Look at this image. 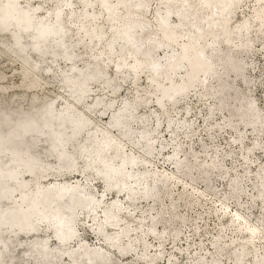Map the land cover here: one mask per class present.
<instances>
[{
	"label": "bare ground",
	"instance_id": "6f19581e",
	"mask_svg": "<svg viewBox=\"0 0 264 264\" xmlns=\"http://www.w3.org/2000/svg\"><path fill=\"white\" fill-rule=\"evenodd\" d=\"M48 2L51 7L39 14ZM249 2L250 15L233 22ZM150 10L153 16L147 19ZM4 31L17 38V45L0 42V55L18 61L33 82L53 73L68 94L59 106L55 105L58 96L45 101L35 92L28 99L24 93L13 94L7 103L0 97V264L14 260L61 264L63 256L69 258L68 264H118L104 247L122 255L140 247L139 258L127 264H138V259L155 264L162 251L148 253L147 236L154 235L160 247L168 236L176 241L180 227L187 222L193 227L199 217L185 220L171 197V185L183 182L192 169L187 158L178 157V132L184 130L186 137L191 133L190 122L174 119L172 114L179 102L191 93L198 101L211 98L208 123L218 111H229L231 117L221 127L234 128L233 141L239 146L245 136L238 124L250 126L253 133L264 131V115L250 99V86L235 89L238 79L244 85L251 83L246 72L251 66L248 57L253 37L264 38V0H0V32ZM158 49L163 50L161 58ZM261 49L264 57V41ZM59 60L66 62L65 69L48 63ZM110 68L112 75L108 74ZM141 77L145 89L139 87ZM98 82L112 95L124 83L131 85L104 126L94 124L91 114L98 107L101 113L111 110L113 97L97 95L89 105L85 101L89 86ZM150 102L161 114L152 127L146 122L153 111L136 115L138 108ZM183 108L187 114L192 109L188 103ZM133 123L138 127L133 128ZM162 124L170 128L174 146L167 156L174 168L172 176L149 168L157 147L155 132ZM112 128L116 134L111 133ZM126 142L138 153L126 149ZM263 147L257 141L246 147L241 174L228 181L230 193L240 192L238 184L248 172L252 150ZM194 161L207 185L211 173L206 170H221L215 156L206 161L195 157ZM69 173H77L84 181L41 182L48 175ZM93 179L101 182L99 197L90 189ZM252 189L258 195L264 191V164L255 174ZM107 192L114 193L109 201H105ZM165 196L171 198L169 207L160 206L152 216H141L135 228L123 223L127 214L123 198L131 206L139 197L160 203ZM195 196V191L184 192L178 200L190 206L197 201ZM221 205L229 229L239 230L243 254L250 256L249 263L239 257L235 264H264V252L253 254L258 245H264V231L238 208L230 212L227 203ZM98 212H102L100 217ZM261 212L264 214V204ZM80 213L90 216V227L104 244L89 247L83 241L76 227ZM163 220L166 225L157 231V223ZM177 223L180 227L174 228ZM41 230L54 236L55 248L50 247L47 236H38ZM23 235L31 237L23 241ZM75 240L71 248L69 244ZM211 242L214 251L220 252L219 237ZM171 257L168 262L174 264ZM210 261L202 255L196 264Z\"/></svg>",
	"mask_w": 264,
	"mask_h": 264
},
{
	"label": "rangeland",
	"instance_id": "374dc122",
	"mask_svg": "<svg viewBox=\"0 0 264 264\" xmlns=\"http://www.w3.org/2000/svg\"><path fill=\"white\" fill-rule=\"evenodd\" d=\"M37 0H33V3H36ZM52 3L48 2L44 4V8L39 10V14L45 12L46 8L51 7ZM155 2L151 5V10L155 7ZM251 3H247L242 9L239 10V13L233 19V22L240 19L245 15H250V6ZM150 10L146 14L147 19H151L153 12ZM173 21L174 19L171 18ZM4 27H7L6 23H3ZM6 41L11 47H16L17 38H12L8 35L6 31L0 32V42ZM264 41V38H255L253 37L251 53L249 54L248 60L250 62V68L246 71L249 76L251 83L249 85H244L241 80L235 81V89L241 91L242 89L249 87L248 91L250 94V99L254 100L257 108L264 115V57L262 54L261 44ZM16 52V51H15ZM20 52V51H19ZM17 51L16 53L19 54ZM158 57H162L163 50H157ZM11 58V59H10ZM8 58L5 55H0V75L3 77L0 79V97L4 99V102L7 103L13 94L24 93L28 99L31 95L35 93L39 94L45 101L52 100L54 98L55 105L59 106L65 99L67 92H64V88L61 87V84L57 82V78L53 77V73H46L40 81H32L31 74H27L23 67L18 64L14 58ZM24 61V60H23ZM51 64L52 68L59 66L62 69L66 68V62L59 60L57 62L48 61ZM78 65H81V61H78ZM108 74L112 75L113 70L108 69ZM28 75V76H27ZM228 77V76H227ZM217 84V80L213 85ZM102 84L100 82L91 84L89 86V92L86 96V105H89L97 95L101 97L109 98L113 97L114 106L111 110L101 113L99 108L97 111L91 114V120L94 124L98 126H104L109 120V115L120 105V100L122 97L126 96L130 91L131 85L129 83H124L121 89L114 95L110 94L108 91L102 90ZM146 81L143 77L139 79V87L145 89ZM40 89V90H38ZM195 92V91H193ZM101 93V94H100ZM63 94V95H62ZM211 101V98H206V100L198 101L194 93H191L190 96L185 101L179 102L178 106L173 111L174 119L185 118L190 122L191 133L189 137L185 136V131L180 130L178 132V140L181 143V148L178 154L179 158H187L192 165L190 176L185 178V180L179 184L171 185V197L175 200V205L180 215L185 220H190L199 214L196 221H194L193 227L191 223H186L183 227H180L177 223L174 225V228L180 227V232L178 233V239L173 241L171 236H168L162 242L160 247L156 246V240L154 235L150 234L147 236V242L149 244L148 253L159 249L162 251V256L155 261V264H169L168 258H171L174 261V264H196L197 257L205 255L210 258V264H235V261L240 257L244 262L249 263L250 256L243 254V244L240 243L238 234L239 230L231 231L228 227L227 219L223 215L222 202H225L229 205L228 211L231 209L234 210L238 208L240 213L244 215L249 220H252L254 223H257L259 227L264 231V214L261 212V205L264 204V191L259 195L252 189V185L255 181V174L259 166L264 164V147L256 148L252 150V154L249 157L247 164L248 172L244 175L238 184V190L234 194L228 191V181L230 177L236 174H241L244 164H243V155L246 147H250L254 141L262 143L264 146V131L253 133L250 130V126L245 124H238V129L244 133V139L242 145L239 146L237 142L233 141L235 136V130L232 127L222 128V123L225 118L231 117L229 111L221 110L214 114L213 118L210 119L211 123H208L207 117V104ZM188 103L192 109L187 114L184 113V105ZM206 103V104H205ZM237 105V104H235ZM24 108H27V102L23 104ZM147 111H153V115L149 117L146 124L148 127H152L156 120L161 117L159 109L154 106V102H150L146 107H141L136 110V115L140 116ZM234 121L237 122V118L232 117ZM133 128L138 127V124L133 123ZM112 134H116L117 130L115 128L111 129ZM156 135V151L152 155L149 163V168L154 169L166 174L173 173V165L170 161L167 160V156L173 150V144L170 140V128L162 124L157 131ZM186 137V138H185ZM161 143L165 145L161 147ZM126 149L132 150L135 153H138V149L132 144L126 142ZM131 146V147H130ZM130 152V151H129ZM211 156H215L221 170L217 172H211L207 169L206 171L210 172L209 185L204 182L200 175L197 173V167L194 165V158L196 157L199 160H207ZM53 158L51 157V160ZM50 160V159H49ZM140 168V167H139ZM77 173H69L61 176H46L41 182L43 185L49 184L53 181H62V182H71L77 180L82 183L84 179L81 176L77 177ZM172 176V175H170ZM196 178L195 181H192L193 178ZM24 179L28 180V175H24ZM90 189L96 197L101 196L103 193L101 182L97 179H93L90 185ZM195 191L198 196H195L197 201L190 206H185L178 196L184 192ZM113 192H107L105 195V201H109ZM123 197V193H121ZM123 204L127 207L125 212H127L126 217L123 220V223L130 225L132 228L137 227L141 216H152L160 206L169 207L171 198L165 196L161 202H149L144 198H137L134 204L128 206L126 204L125 198L122 200ZM101 210V209H99ZM144 211H146L144 213ZM231 212V211H230ZM168 214V215H167ZM98 217L102 215V212L97 213ZM122 215H125L122 213ZM165 216H169V212L165 213ZM148 219V218H147ZM90 216L80 213L79 220L76 224L77 229L79 230V235L83 241L89 247H95L96 245L104 244L100 238L94 235L90 225L91 222ZM147 221V220H146ZM165 220L160 221L156 225V230L160 231L166 225L164 224ZM122 223V224H123ZM115 229H109L110 233H113ZM133 234V233H132ZM135 234V233H134ZM39 237L47 236L49 239V245L51 248L56 247L55 238L49 232L41 230L38 233ZM31 235H23L21 240H29ZM214 237H219V250L220 252L216 253L212 245V239ZM26 239V240H25ZM250 239H246L249 241ZM78 240L72 241L69 246L74 248ZM231 244V245H230ZM104 250L110 251V256L114 262L118 264H127L130 262H135L139 256L136 252H141L139 247L136 252L128 254H120L118 251H115L113 248H105ZM261 252H264V245L257 246L253 251V254L260 255ZM244 255V256H243ZM244 257V258H243ZM69 258L63 256L61 259V264H68ZM12 264H20L17 260H14ZM84 264V263H83ZM138 264H152L151 262L138 259Z\"/></svg>",
	"mask_w": 264,
	"mask_h": 264
}]
</instances>
